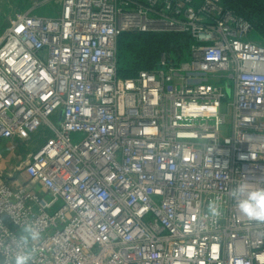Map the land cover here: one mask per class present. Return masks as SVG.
<instances>
[{
    "label": "built area",
    "instance_id": "1",
    "mask_svg": "<svg viewBox=\"0 0 264 264\" xmlns=\"http://www.w3.org/2000/svg\"><path fill=\"white\" fill-rule=\"evenodd\" d=\"M47 1L0 34V138L52 132L21 164L29 186L0 185V242L34 219L36 264H264V223L230 195L264 187L252 23L223 0H58L59 14L35 13ZM125 31L188 33V57L163 52L122 77Z\"/></svg>",
    "mask_w": 264,
    "mask_h": 264
},
{
    "label": "trees",
    "instance_id": "2",
    "mask_svg": "<svg viewBox=\"0 0 264 264\" xmlns=\"http://www.w3.org/2000/svg\"><path fill=\"white\" fill-rule=\"evenodd\" d=\"M223 1L248 19L254 30L264 37V0ZM190 40V35L183 32L125 31L118 41V74L132 77L141 69H152L163 52L173 55L176 61L186 59Z\"/></svg>",
    "mask_w": 264,
    "mask_h": 264
},
{
    "label": "clouds",
    "instance_id": "3",
    "mask_svg": "<svg viewBox=\"0 0 264 264\" xmlns=\"http://www.w3.org/2000/svg\"><path fill=\"white\" fill-rule=\"evenodd\" d=\"M235 207L249 221L264 223V187L240 183L230 192ZM211 215L218 217L220 212L215 205L210 208ZM43 239L42 229L34 220H25L17 224V230L9 241L0 242L5 249L3 264H36L38 245Z\"/></svg>",
    "mask_w": 264,
    "mask_h": 264
},
{
    "label": "crops",
    "instance_id": "4",
    "mask_svg": "<svg viewBox=\"0 0 264 264\" xmlns=\"http://www.w3.org/2000/svg\"><path fill=\"white\" fill-rule=\"evenodd\" d=\"M34 139L35 135L28 139L0 138V185L29 186L21 164L42 144L41 140L36 142Z\"/></svg>",
    "mask_w": 264,
    "mask_h": 264
},
{
    "label": "rangeland",
    "instance_id": "5",
    "mask_svg": "<svg viewBox=\"0 0 264 264\" xmlns=\"http://www.w3.org/2000/svg\"><path fill=\"white\" fill-rule=\"evenodd\" d=\"M33 4V0H0V34L9 25L10 20L17 14L27 11ZM60 2L58 0H49L44 4H41L35 9V13L39 15H57L60 13ZM251 38L259 43L264 44V37L254 30L251 34ZM223 112L226 113V123L224 125V131L229 133L230 126L232 124V109H228L227 104L223 105ZM52 134L51 131L42 128L39 132L35 133L36 139L34 141H40V144Z\"/></svg>",
    "mask_w": 264,
    "mask_h": 264
}]
</instances>
